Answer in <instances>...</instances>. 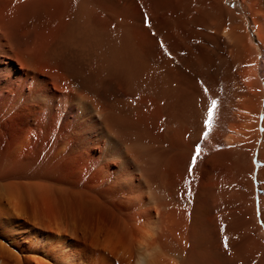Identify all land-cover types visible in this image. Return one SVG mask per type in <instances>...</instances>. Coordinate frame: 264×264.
I'll list each match as a JSON object with an SVG mask.
<instances>
[{
    "label": "bare ground",
    "instance_id": "1",
    "mask_svg": "<svg viewBox=\"0 0 264 264\" xmlns=\"http://www.w3.org/2000/svg\"><path fill=\"white\" fill-rule=\"evenodd\" d=\"M0 264H264V0H0Z\"/></svg>",
    "mask_w": 264,
    "mask_h": 264
},
{
    "label": "snow or ice",
    "instance_id": "2",
    "mask_svg": "<svg viewBox=\"0 0 264 264\" xmlns=\"http://www.w3.org/2000/svg\"><path fill=\"white\" fill-rule=\"evenodd\" d=\"M215 106V101H213V107ZM212 119V109L210 108L209 110H208V120L210 121ZM195 162H196V157L194 156L193 157V164H195ZM190 171H191V169H190Z\"/></svg>",
    "mask_w": 264,
    "mask_h": 264
}]
</instances>
